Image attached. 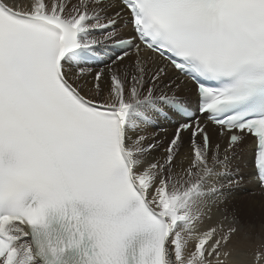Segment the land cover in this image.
Masks as SVG:
<instances>
[{
	"label": "snow or ice",
	"instance_id": "6c2138e0",
	"mask_svg": "<svg viewBox=\"0 0 264 264\" xmlns=\"http://www.w3.org/2000/svg\"><path fill=\"white\" fill-rule=\"evenodd\" d=\"M250 135L264 189V0H0V264H223Z\"/></svg>",
	"mask_w": 264,
	"mask_h": 264
},
{
	"label": "bare ground",
	"instance_id": "6f19581e",
	"mask_svg": "<svg viewBox=\"0 0 264 264\" xmlns=\"http://www.w3.org/2000/svg\"><path fill=\"white\" fill-rule=\"evenodd\" d=\"M174 129L175 124L169 121H161L159 127L148 129L149 133H157L158 139L164 144L154 153L155 156L159 157L163 154V148L167 146V140ZM185 139L187 141V134ZM218 140L219 137L214 135L213 142ZM241 147L242 150L236 154L232 167L243 176L245 190L239 192L232 190L231 193H226V198L214 204L211 203V198L200 201L198 197H194L188 211L195 218L211 207L212 221L210 223L216 226L214 235L220 241L219 256L213 258L214 261H223V264H264L262 258L264 255V194L255 181L251 138L247 137ZM187 152L188 149L185 148V153ZM177 164L179 165L180 161ZM186 165L187 161L184 162V166ZM178 175L183 187V182L188 181L189 178L183 173ZM195 178L193 174L192 179L195 180ZM192 239L195 240L197 237L193 236Z\"/></svg>",
	"mask_w": 264,
	"mask_h": 264
},
{
	"label": "rangeland",
	"instance_id": "374dc122",
	"mask_svg": "<svg viewBox=\"0 0 264 264\" xmlns=\"http://www.w3.org/2000/svg\"><path fill=\"white\" fill-rule=\"evenodd\" d=\"M171 123H173L174 124V122H171ZM157 130H158V128H157ZM161 132H163V131H161ZM164 149V148H163ZM162 152H164V151H162ZM264 256V255H263ZM262 256V258L264 259V257ZM254 261H256V259L254 260ZM261 262V261H260ZM262 263V262H261Z\"/></svg>",
	"mask_w": 264,
	"mask_h": 264
}]
</instances>
